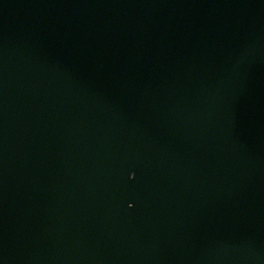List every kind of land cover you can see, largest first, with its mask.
<instances>
[{
  "label": "water",
  "instance_id": "1",
  "mask_svg": "<svg viewBox=\"0 0 264 264\" xmlns=\"http://www.w3.org/2000/svg\"><path fill=\"white\" fill-rule=\"evenodd\" d=\"M0 264H264V0H0Z\"/></svg>",
  "mask_w": 264,
  "mask_h": 264
}]
</instances>
